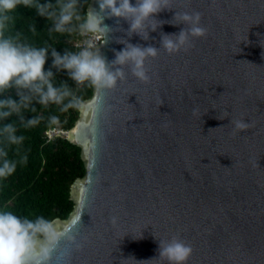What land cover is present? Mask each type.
Returning a JSON list of instances; mask_svg holds the SVG:
<instances>
[{
	"label": "water",
	"instance_id": "water-1",
	"mask_svg": "<svg viewBox=\"0 0 264 264\" xmlns=\"http://www.w3.org/2000/svg\"><path fill=\"white\" fill-rule=\"evenodd\" d=\"M88 7L99 11L96 0ZM168 7L157 20L199 12L207 35L148 58V82L125 67L114 89L92 88L80 103L67 142L84 173L38 264H166L159 241L173 236L191 245L187 264H264V0ZM103 23L113 29L100 46L108 61L120 39L159 48L162 33L188 27L163 23L145 41L122 19ZM237 119L250 127L234 133Z\"/></svg>",
	"mask_w": 264,
	"mask_h": 264
},
{
	"label": "clouds",
	"instance_id": "clouds-1",
	"mask_svg": "<svg viewBox=\"0 0 264 264\" xmlns=\"http://www.w3.org/2000/svg\"><path fill=\"white\" fill-rule=\"evenodd\" d=\"M96 3L99 11L88 7L82 13L80 0H55L54 3H40V0H0V121L15 115L26 128L38 125L41 117H33L25 123L22 115L23 111L29 110L34 100L43 107L50 104L61 105V111L78 108L80 100L72 89L66 83L54 86L53 71L44 70L49 51L52 57L51 67L57 72L66 71L77 86H88L96 91L111 90L118 81L126 79L125 67L141 82H148L150 78L145 68L148 58H155L161 49L169 55L187 51L193 38L207 35V29L200 23L199 12L176 13L169 21L157 20L161 11L170 9L169 0H135V4L130 0H96ZM18 6L34 8L39 16L52 21L50 35L53 32L73 34L74 52L66 49L61 55L48 45L36 47L20 31H14ZM178 15L179 20L173 23ZM107 18H117V23L121 19L126 21L129 25L127 36L136 34L145 41L149 39V31H156L163 23H182L188 27L182 28L179 33H162L159 48L133 45L120 39L117 42L124 44V48L115 52V59L108 61L100 52V46L108 42L109 33L113 31L103 23ZM30 31L36 33L33 25ZM76 35L88 38L79 50L74 46ZM11 90H15L18 101L5 95ZM31 111L35 112L36 108L32 107ZM193 111L195 113L196 110ZM49 120L55 123L58 118L51 116ZM231 122L234 124V133L250 127L243 119ZM52 128L66 133L55 137L67 140L68 130ZM49 129L51 128L45 131ZM16 132L15 122L3 124L0 127V145L5 141L9 145L22 144L25 137L16 135ZM18 163H27V157H22L18 162L10 160L5 147L0 146V181L11 176ZM50 222L43 217L31 220L20 218L11 211L0 210V264H38V257L46 260L48 250L54 243L49 230ZM191 254V245L178 236H173L168 241H159L158 257L155 259L165 261L166 264H187Z\"/></svg>",
	"mask_w": 264,
	"mask_h": 264
},
{
	"label": "trees",
	"instance_id": "trees-1",
	"mask_svg": "<svg viewBox=\"0 0 264 264\" xmlns=\"http://www.w3.org/2000/svg\"><path fill=\"white\" fill-rule=\"evenodd\" d=\"M55 0H40V3ZM89 0H80V10L85 12ZM17 19L14 31H20L27 41L36 47L48 45L50 48L63 55L67 49L73 51V34H49L52 21L37 14L36 10L18 6L16 9ZM33 25L36 33L30 31ZM52 57L49 51L44 65V70L51 69L54 73V86L59 87L66 83L79 98L80 103L91 95V87L77 86L66 71L57 72L52 68ZM5 95L18 101L15 90ZM67 103V100L65 101ZM80 105V104H79ZM36 111L32 112L31 108ZM61 105L50 104L43 107L33 101L29 110L23 111L25 123L33 117H41L40 123L34 127H24L19 117L13 115L5 121H0V127L5 123L15 122L16 135H23L24 141L20 145H9L5 141V150L8 159L17 162L22 157H27V163L17 164L15 172L6 180L0 181V210L11 211L20 218L35 220L43 217L48 222L53 219L63 220L72 209L69 199V190L73 181L83 176L84 168L80 159V149L69 144L65 138L55 137L45 141L43 131L48 128L58 127L69 130L78 115V108L61 111ZM55 116L58 121L50 122L49 118ZM2 139V138H0Z\"/></svg>",
	"mask_w": 264,
	"mask_h": 264
},
{
	"label": "built area",
	"instance_id": "built-area-1",
	"mask_svg": "<svg viewBox=\"0 0 264 264\" xmlns=\"http://www.w3.org/2000/svg\"><path fill=\"white\" fill-rule=\"evenodd\" d=\"M85 39H88V38L76 35L74 46L77 50H79V48L83 45V42ZM65 134H66L65 132H63L62 130L56 129V128H51V129L44 132L46 141L51 140L53 137H55L57 135L63 136Z\"/></svg>",
	"mask_w": 264,
	"mask_h": 264
}]
</instances>
